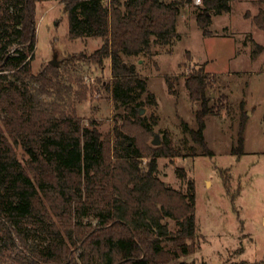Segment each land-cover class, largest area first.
Returning <instances> with one entry per match:
<instances>
[{
  "label": "trees",
  "instance_id": "16d2710c",
  "mask_svg": "<svg viewBox=\"0 0 264 264\" xmlns=\"http://www.w3.org/2000/svg\"><path fill=\"white\" fill-rule=\"evenodd\" d=\"M46 1L64 4L71 40H103L100 49L78 60L111 66L107 90L123 111L113 142L95 120L82 125L70 98L74 90L59 66L33 73L36 8ZM233 1L202 0L203 7L196 6L206 36L212 35V15L230 13ZM192 3L0 0V264L13 253L18 264H188L180 260L195 252L198 239L195 183L188 180L182 191L160 178L158 159L179 153L168 136L160 146L148 145L158 118L149 123L141 110L156 106V97L148 78L125 57L151 56L153 44L173 45L180 37L182 8ZM252 21L264 31L263 8ZM256 46L253 57L264 52ZM185 87L201 109L197 129L183 122L184 131L204 156L214 157L204 136L205 119L219 113L210 106L213 86L205 69L189 74ZM82 88L76 92L78 102L87 98ZM242 127L244 132L245 123ZM242 133L233 148L239 157L245 155ZM19 148L28 157L26 164ZM177 173L186 178L183 169Z\"/></svg>",
  "mask_w": 264,
  "mask_h": 264
},
{
  "label": "rangeland",
  "instance_id": "374dc122",
  "mask_svg": "<svg viewBox=\"0 0 264 264\" xmlns=\"http://www.w3.org/2000/svg\"><path fill=\"white\" fill-rule=\"evenodd\" d=\"M263 1H233L230 13L212 15L209 36L198 25L193 1L182 8L180 37L173 45L153 44L151 56L125 57L141 77L148 78V89L156 97L157 105L146 106L141 115L149 123L158 118L148 145L157 147L156 136L162 145L168 136L179 153L176 158L158 159L160 178L182 191L188 180L195 183L198 239L195 252L180 260L188 264H264V52L253 57L256 44L264 47V31L252 21L264 9ZM64 7L58 1L37 5L33 73L57 62L65 83L74 90L70 98L82 125L88 127L95 120L103 137L113 142V129L123 111L115 108L107 90L111 66L99 68L78 60L100 49L103 40H71ZM201 67L213 86L208 90L210 106L219 108L215 109L219 114L205 119L204 136L214 157L204 156L183 127L186 122L197 129L201 105L191 101L185 80ZM83 86L87 98L78 102L76 92ZM241 133L245 155L239 157L233 148H238ZM18 155L26 164L28 157L20 148ZM178 169L185 171V179ZM11 256L4 264H18V255Z\"/></svg>",
  "mask_w": 264,
  "mask_h": 264
},
{
  "label": "water",
  "instance_id": "95a60500",
  "mask_svg": "<svg viewBox=\"0 0 264 264\" xmlns=\"http://www.w3.org/2000/svg\"><path fill=\"white\" fill-rule=\"evenodd\" d=\"M50 64L53 65V66H58V63L55 62V61H51ZM142 114H144V109L141 110V115ZM157 139H158V137L156 136L155 140L153 141V145L159 146V145H161V143Z\"/></svg>",
  "mask_w": 264,
  "mask_h": 264
},
{
  "label": "built area",
  "instance_id": "2783aa9c",
  "mask_svg": "<svg viewBox=\"0 0 264 264\" xmlns=\"http://www.w3.org/2000/svg\"><path fill=\"white\" fill-rule=\"evenodd\" d=\"M193 1L196 6H200L202 4V0H193Z\"/></svg>",
  "mask_w": 264,
  "mask_h": 264
}]
</instances>
